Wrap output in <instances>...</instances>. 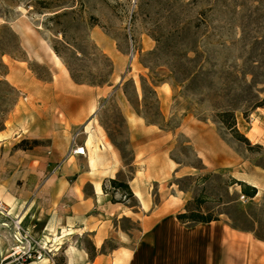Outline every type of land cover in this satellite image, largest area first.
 Instances as JSON below:
<instances>
[{"label": "rangeland", "instance_id": "374dc122", "mask_svg": "<svg viewBox=\"0 0 264 264\" xmlns=\"http://www.w3.org/2000/svg\"><path fill=\"white\" fill-rule=\"evenodd\" d=\"M60 71L70 84L93 89L96 130L120 151L124 163L114 178L130 186L134 177L133 131L124 105L144 124L166 131L163 151L170 173L150 184L149 194L153 202L171 206L169 226L177 223L176 214L197 211L218 218L224 227L251 232L264 247V239L255 236L264 238V0H0V130L12 125V116L27 102L26 88L34 84L22 85L26 74L48 82ZM8 72L22 87L6 79ZM224 110L234 111L236 127L249 145L218 121L217 113ZM88 122L75 130L72 140L77 144L87 134L91 144ZM198 127L204 128L206 147L212 149L219 139L228 153L222 150L216 161L200 159L190 139ZM72 140L68 154L51 164L50 173L72 155ZM137 140L140 149H148L146 139ZM12 141L0 140L1 177L21 186L25 180L20 172L40 164L38 155L27 151L32 149ZM152 148L161 150L159 139ZM71 163L84 167L75 158ZM67 178L73 184L78 176ZM236 181L256 187V195L246 197ZM105 187L112 191L108 181ZM4 189L0 185V204L10 216L0 214V264L24 244L15 239L21 238L13 221L47 247L54 243L29 232L33 218L13 214V204L2 198ZM113 197L137 203L118 192ZM194 224L181 223L179 230L191 231ZM121 228L133 234L140 230L130 219L121 220ZM48 232L54 238L58 234ZM77 244L91 247L87 237ZM112 246L110 239L105 248ZM50 247L52 256L41 261L63 264L60 249Z\"/></svg>", "mask_w": 264, "mask_h": 264}, {"label": "crops", "instance_id": "0c3cea01", "mask_svg": "<svg viewBox=\"0 0 264 264\" xmlns=\"http://www.w3.org/2000/svg\"><path fill=\"white\" fill-rule=\"evenodd\" d=\"M66 74L54 73V79L48 82L26 74L22 85L34 84L26 88L27 102L12 116V125L0 130V140L9 137L12 143L22 139L38 141L27 151L38 155L40 166L20 172L25 180L21 186L13 178L4 180L0 166V185H5L2 198L13 204L11 211L20 219L33 218L28 226L33 236L54 240L50 246H55V252L60 249L65 264H264L259 260L264 258V247L254 242L251 232L228 226L226 229L219 220L194 224L186 232L179 230L181 222L177 219L173 227L167 224L172 223L171 206L167 201L153 202L149 194V185L170 173L163 151L166 131L144 124L126 105L135 146L134 177L129 183L137 203H113L102 185L122 172V156L108 143L103 131L96 130L93 89L70 84ZM6 79L17 88L22 87L15 81L14 73L8 72ZM87 121L85 132L91 133V144H87L88 134L78 143L84 147L85 156L69 155L62 167L50 173L51 164L68 154L75 130ZM89 125L92 129H88ZM197 129L190 135L197 156L203 160L220 159L222 150L227 152L220 140H215L209 149L201 135L204 128ZM140 137L146 139L148 149H140ZM157 139L161 150L154 152L152 144ZM71 158L84 167L78 169ZM71 173L78 178L68 184ZM123 219L136 222L140 226L138 233L121 228ZM50 229L58 233L56 238L50 235ZM82 237L90 240V249L77 244ZM60 239L62 242L55 244ZM110 239L114 246L106 249Z\"/></svg>", "mask_w": 264, "mask_h": 264}, {"label": "trees", "instance_id": "16d2710c", "mask_svg": "<svg viewBox=\"0 0 264 264\" xmlns=\"http://www.w3.org/2000/svg\"><path fill=\"white\" fill-rule=\"evenodd\" d=\"M261 104H264V100H262ZM258 106H261V105H258ZM217 119L226 129L230 130L231 134H233L236 138H238L239 140L249 145L248 139L242 133H240L236 127V119H235V114L233 110H224V111L217 113ZM149 123L157 124V122L155 121H149ZM36 144H38V141L36 140H33L30 142L24 139V140H21L18 144H16V147H20L22 149H32L33 146H35ZM108 182L110 184V187L112 188V191L111 192L108 191L104 185H102V189L106 193H111L112 195L111 201L113 203H123V201L116 200L115 197H113V195L116 194L117 192L120 193V195L124 196L125 198L134 197V194L129 184L126 181H123L117 178H108ZM236 183H238V185L241 186V191L246 197L253 198L256 195L257 193L256 187L249 185L242 181H236ZM195 202L200 203L199 197L195 199ZM176 219L181 223L192 222L195 224L209 223L212 221L219 220L216 217L213 218L211 215H204L197 211H187L184 213H178L176 214ZM255 236L259 239H264V238H261L260 235H258L257 233H255ZM62 262L64 264L65 260L62 259ZM56 264H59V263H56Z\"/></svg>", "mask_w": 264, "mask_h": 264}, {"label": "built area", "instance_id": "2783aa9c", "mask_svg": "<svg viewBox=\"0 0 264 264\" xmlns=\"http://www.w3.org/2000/svg\"><path fill=\"white\" fill-rule=\"evenodd\" d=\"M73 147L70 150L72 155H81L85 156V149L83 146H79L75 139L72 140ZM59 168V165H56ZM8 210L6 207L0 204V214H4V212L8 215ZM14 227L19 234L20 238L15 237L17 241L24 244L16 246L15 250H13L7 257H5L4 262L1 264H25L30 261H41L42 259H49L52 256V249L50 246H46L45 243L41 240L34 239L27 230H24L20 225V221H13ZM21 240V241H20ZM18 247V248H17Z\"/></svg>", "mask_w": 264, "mask_h": 264}, {"label": "bare ground", "instance_id": "6f19581e", "mask_svg": "<svg viewBox=\"0 0 264 264\" xmlns=\"http://www.w3.org/2000/svg\"><path fill=\"white\" fill-rule=\"evenodd\" d=\"M49 50L50 51H52L50 48H49ZM53 56H54V59L56 60V61H59V58H58V56H56L54 53H53ZM90 138V137H89ZM92 161V160H91ZM4 226H6V224H3ZM245 246V245H244ZM239 261V260H238Z\"/></svg>", "mask_w": 264, "mask_h": 264}]
</instances>
